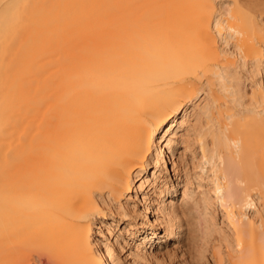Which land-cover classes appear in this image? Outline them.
Here are the masks:
<instances>
[{
    "label": "bare ground",
    "instance_id": "1",
    "mask_svg": "<svg viewBox=\"0 0 264 264\" xmlns=\"http://www.w3.org/2000/svg\"><path fill=\"white\" fill-rule=\"evenodd\" d=\"M191 140L208 191L166 197ZM138 189L129 264L211 228L210 192L264 264V0H0V264H126L105 206Z\"/></svg>",
    "mask_w": 264,
    "mask_h": 264
},
{
    "label": "rangeland",
    "instance_id": "2",
    "mask_svg": "<svg viewBox=\"0 0 264 264\" xmlns=\"http://www.w3.org/2000/svg\"><path fill=\"white\" fill-rule=\"evenodd\" d=\"M189 145L190 147L187 148L185 146L183 147V145L178 146V152L180 150L185 153V155L182 158L183 164L180 174L176 175L172 169H170L167 173H164L165 182L167 186L166 197L169 196L168 191L171 190L172 188L171 185H177V188H179L177 192L178 197L181 196V190L184 184H187L188 188H190V190H192L194 193L197 192L199 194L202 193L203 191L204 192L208 191L207 188L199 187V181H198L199 179L197 178V176H206L205 173L207 171L208 164L201 160V155L199 153L198 146H195L196 143L193 140L190 141ZM138 184L139 182L136 183V185ZM142 194L143 193L140 189L133 191L131 193V196L132 195L133 196L130 199L128 200L125 199L123 201L124 203L126 201L125 205L126 204L128 205V206L126 205L128 209L125 210L124 209L122 210V208L114 204H112L114 208L112 205L109 204H106V206L104 205L106 213H108L107 221L108 224H110V231H111L110 233L108 232L109 234L107 233V235L114 240L118 234L120 235L122 234L121 237L123 236L122 238H124V240L126 241L129 240L127 241L128 244H126L127 248L125 254L122 255V258L123 259L125 258L124 260L125 262H126L125 255L131 250L133 243L131 236L128 235L127 233V229H129V231L130 230L148 231L151 230V228H157L156 224L153 222L154 221L153 219H155L154 213L153 212L147 213V210L145 209L147 208V202H144L145 200L143 199ZM209 195H211V197L214 200V201L212 200L213 205L211 204L209 206L210 209L207 210L209 211L208 212L209 221L212 223L211 228L209 227L206 230V227L203 223L201 222L198 223L197 224L198 228L197 231L195 232V237H194L195 239H193L190 236L189 237L186 236L185 237L186 239L184 238V242L180 244V246H177L175 241L173 239H170L167 242V246L163 248L161 252V254L163 255L158 254L157 258L153 257L150 260L148 259L149 261H146L145 264H220V263L231 264V258H232L231 255L233 254V243H231V238H230L231 231L221 207L218 205V203H216L214 196L211 192ZM130 206L132 207V210L130 209L131 208ZM109 207H112L113 209ZM194 216H196L197 219L199 218L195 214ZM111 220H113V222ZM113 223L114 224L117 223V225H113ZM95 224L98 225L97 223ZM158 232H160V234H164V230L162 229H158ZM111 233L113 234L111 235ZM154 258L157 259V261L158 260L159 261L157 262L156 260H154ZM126 264H129L128 259Z\"/></svg>",
    "mask_w": 264,
    "mask_h": 264
}]
</instances>
